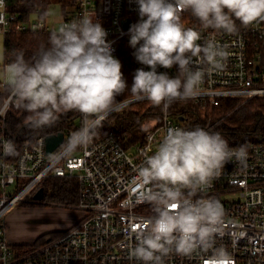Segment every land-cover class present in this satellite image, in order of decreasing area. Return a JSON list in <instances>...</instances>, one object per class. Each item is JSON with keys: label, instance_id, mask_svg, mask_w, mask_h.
<instances>
[{"label": "clouds", "instance_id": "obj_1", "mask_svg": "<svg viewBox=\"0 0 264 264\" xmlns=\"http://www.w3.org/2000/svg\"><path fill=\"white\" fill-rule=\"evenodd\" d=\"M140 21L129 29V45L135 60L149 70L137 69L130 89L121 72V62L112 55L107 32L91 15L61 23L48 45H41L31 60L23 50H13L7 80L16 108L30 113L28 125L39 130L55 124L59 114L75 110L84 117L68 147H85L99 134L104 121L119 111L117 97L130 90L137 99H147L166 110L173 102L196 98L210 71H223L231 55L213 38L198 43L202 33L181 22L190 12L202 29L228 34L238 32L236 21L247 27L264 21V0H136ZM5 0H0V24H5ZM146 17V19H145ZM139 45V46H138ZM2 58V53H0ZM195 58V60H194ZM178 66L175 76L157 72V67ZM9 103L0 106L6 115ZM6 156L16 155L11 140L2 145ZM248 148H230L218 131L196 126L166 129L154 154L138 168V201L152 205L153 215L135 225V244L129 259L143 264H167L172 255L206 257L204 264H235L224 246L225 210L214 198L198 197L211 187L224 166L235 160L246 165Z\"/></svg>", "mask_w": 264, "mask_h": 264}, {"label": "built area", "instance_id": "obj_2", "mask_svg": "<svg viewBox=\"0 0 264 264\" xmlns=\"http://www.w3.org/2000/svg\"><path fill=\"white\" fill-rule=\"evenodd\" d=\"M14 4L13 0H5L6 23L0 24L3 35L11 31H55L61 23L76 21L87 14L95 17L107 32L106 40L111 42L115 58L123 48L131 55L135 51L129 45L128 29L141 19L136 0H74L66 13L61 14L57 28L40 16V7H36L34 15L27 20L19 19V14L11 10ZM181 22L185 27L201 31L202 39L198 43L213 38L231 53L226 68L210 71L200 86V94L187 101L205 108L218 105L225 97H240V105L254 96L264 95V21L241 26L235 34L204 30L189 22L187 12L181 14ZM132 62L134 73L137 69L149 70L133 55ZM177 68V65L171 69L158 66L157 72L173 77ZM10 96L11 92L1 106L8 101L9 110L18 109L9 100ZM139 101L149 100L134 96L118 100L119 111ZM183 102H173L166 110L161 105L160 118L145 130L143 140L132 146H127L118 130L106 123L119 112L115 111L90 144L70 149L68 142L73 133L81 129L84 119L74 110L67 120L68 125L53 132H62L63 141L50 153L46 152V135L18 142L2 132L6 115L0 116V264H143L129 259L130 249L135 244L136 223L153 215L152 205L138 201L135 195L140 188L138 168L157 150L167 128H193L189 119L178 113ZM201 128L211 131L209 126ZM9 140L15 143L16 155L3 153L2 145ZM244 145L248 148L246 165L235 160L227 163L211 187L198 193V197L214 198L225 210V234L217 238L216 246L226 247L235 264H264V141ZM49 178L75 179L78 184L76 206L81 215L56 236L27 251H19L8 239L5 214L11 206L23 202L24 195L34 194ZM205 259L198 254L192 258L172 255L167 264H204Z\"/></svg>", "mask_w": 264, "mask_h": 264}, {"label": "trees", "instance_id": "obj_3", "mask_svg": "<svg viewBox=\"0 0 264 264\" xmlns=\"http://www.w3.org/2000/svg\"><path fill=\"white\" fill-rule=\"evenodd\" d=\"M14 5L11 10L19 14V19L27 20L33 16L35 8H41L40 16L47 18L52 0H13ZM61 5L62 15L66 13L69 5L74 0H58ZM187 18L190 23L200 26L199 21L187 12ZM237 27L241 25L236 21ZM52 30L37 29L24 31H11L3 35V64L8 65L14 59L13 50H23L26 60H31L37 53L41 45H48V39ZM117 59L121 62V72L130 89L134 67L132 55L124 48L117 54ZM178 68L176 70V73ZM175 73V75H176ZM11 92L8 83H0V106L4 98ZM133 96L130 90H126L117 97V101L123 98ZM240 97H225L215 106H206L208 118H200L197 115L199 106L191 101H184L179 108L178 113L189 119V124L194 128L203 127L207 124L213 125L211 131H218L227 140L230 146H240L251 141H264V95H257L238 105ZM160 106L153 105L150 101L134 102L123 110L110 117L106 123L113 125L122 136L127 146L140 143L143 140L145 128L144 120L150 115L159 114ZM74 110H69L59 114L58 121L39 130H33L29 127L27 117L30 115L23 109H10L4 120L2 132L9 134L16 141L21 142L25 139H33L39 135L54 134L53 132L63 130L68 125L67 120L72 117ZM221 118V119H220ZM44 189V195L49 199L57 200L66 204L76 203L78 198V184L73 178H49L41 183ZM42 239H37V244ZM15 249H26L28 244H13Z\"/></svg>", "mask_w": 264, "mask_h": 264}, {"label": "rangeland", "instance_id": "obj_4", "mask_svg": "<svg viewBox=\"0 0 264 264\" xmlns=\"http://www.w3.org/2000/svg\"><path fill=\"white\" fill-rule=\"evenodd\" d=\"M60 7L58 0H52L47 21L55 28L59 26L62 18ZM0 53H2V58H0V83H2L7 80L8 65L3 64V34L1 33ZM197 115L203 119L208 118L207 109L199 106ZM159 118V114L148 116L143 122L145 130L152 125L153 121ZM213 125H215V122L204 126H209L212 130ZM33 195L31 192L24 195L23 202H17L5 214L8 235L14 234L19 242L29 245L26 249L17 248L19 251H27L46 239L56 236L59 232L71 226L75 222L74 219H78L81 215V211L74 202L66 204L51 198L48 199L45 195L41 200H35ZM39 238L42 240L34 244Z\"/></svg>", "mask_w": 264, "mask_h": 264}, {"label": "water", "instance_id": "obj_5", "mask_svg": "<svg viewBox=\"0 0 264 264\" xmlns=\"http://www.w3.org/2000/svg\"><path fill=\"white\" fill-rule=\"evenodd\" d=\"M180 118H183L182 116ZM46 152H52L62 141H63V133L58 132L55 134L46 135ZM44 196V189L40 187L33 195L35 200H41Z\"/></svg>", "mask_w": 264, "mask_h": 264}, {"label": "crops", "instance_id": "obj_6", "mask_svg": "<svg viewBox=\"0 0 264 264\" xmlns=\"http://www.w3.org/2000/svg\"><path fill=\"white\" fill-rule=\"evenodd\" d=\"M76 220L74 219V221H76ZM7 235H8V232H7ZM8 239H9L10 243H12V244H22L23 243V242H19L18 239H16V236L14 234L13 235L11 234L10 236L8 235Z\"/></svg>", "mask_w": 264, "mask_h": 264}]
</instances>
